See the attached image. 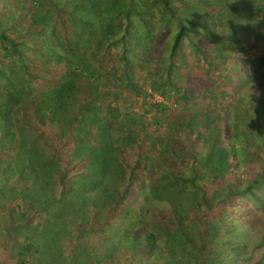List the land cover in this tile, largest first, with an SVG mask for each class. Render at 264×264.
<instances>
[{
  "label": "trees",
  "instance_id": "1",
  "mask_svg": "<svg viewBox=\"0 0 264 264\" xmlns=\"http://www.w3.org/2000/svg\"><path fill=\"white\" fill-rule=\"evenodd\" d=\"M0 1V264H264V0Z\"/></svg>",
  "mask_w": 264,
  "mask_h": 264
},
{
  "label": "rangeland",
  "instance_id": "2",
  "mask_svg": "<svg viewBox=\"0 0 264 264\" xmlns=\"http://www.w3.org/2000/svg\"><path fill=\"white\" fill-rule=\"evenodd\" d=\"M25 5L28 7L30 5V3L26 2ZM11 6L14 7V5H12L10 3L0 1V14L5 16L7 13L10 12L9 9ZM16 6L19 7V6H21V4L17 3ZM7 18H9V16ZM203 21L206 22V21H208V19H203ZM139 29L140 28H138L136 31L137 34L141 30V29L140 30ZM141 34L143 35L142 30H141ZM183 54L186 56V61H194V58H193L194 54L192 51L188 53V49L185 48L183 51ZM151 55L152 54L146 52V55L144 56V59H146L145 61H152ZM130 56H132V55L131 54L129 55V52H128L127 57H130ZM138 58H139V56H133L131 61H140V59H138ZM151 66H152V64H148V63L144 64L146 71H148L149 68H151ZM145 77L146 76H144V79L143 78H140V79H142L141 82H142L143 90L149 94L150 90H149L147 78H145ZM128 95L129 96H127L125 98V102L123 103V105L125 107L124 110H128L131 113L137 112L139 110V107H140L139 106L140 105V97L134 96V93H128ZM148 102H150V103L162 102V99L157 92V93H153V96L151 98H148ZM150 105H152V104H150ZM171 107L178 109V110L181 108V106L177 105V104H175V105L171 104ZM34 235L35 234L32 233L31 242L34 243V246L38 247V252L34 253L32 258H30V261L32 262V264H63L62 261L58 259V257H57L58 255L43 254L42 249H41L42 242L38 243L39 238H38V236H34ZM88 246H89L88 248L90 251L89 254L96 257L97 260L98 259L101 260L100 258L105 259L110 254L116 255L118 252L123 251L125 248L127 250H129V247H130V246H128V241H125V239L123 237H120L116 233L110 234V236L107 239H101V240L99 239L98 244L96 246H92V245H88ZM9 247H10L9 244L5 241V238L3 237V235L0 234V262L1 263L2 262L6 263V261H9V259L14 258V252H10Z\"/></svg>",
  "mask_w": 264,
  "mask_h": 264
}]
</instances>
